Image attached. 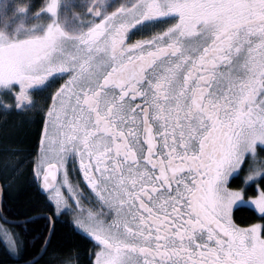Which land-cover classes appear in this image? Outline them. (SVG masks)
Segmentation results:
<instances>
[{
  "label": "snow or ice",
  "instance_id": "6c2138e0",
  "mask_svg": "<svg viewBox=\"0 0 264 264\" xmlns=\"http://www.w3.org/2000/svg\"><path fill=\"white\" fill-rule=\"evenodd\" d=\"M74 6L46 0L44 23L0 28L5 108L67 77L43 105L32 169L49 213L41 251L70 211L99 248L92 264H264V0ZM234 209L261 223L241 227Z\"/></svg>",
  "mask_w": 264,
  "mask_h": 264
},
{
  "label": "trees",
  "instance_id": "16d2710c",
  "mask_svg": "<svg viewBox=\"0 0 264 264\" xmlns=\"http://www.w3.org/2000/svg\"><path fill=\"white\" fill-rule=\"evenodd\" d=\"M21 139L22 136H18L10 143L11 146L19 148L18 143L20 144ZM1 147H6V145ZM1 157L4 158V156ZM11 160H14L16 164L13 156ZM18 165L20 166L19 170L26 167L23 162ZM1 179L2 183L8 181L10 184L9 187L4 188L2 199V212L7 218L23 219L38 213H48L45 195L30 187L26 172L23 176L10 173L5 179L1 175ZM254 184L253 188H255ZM256 184L259 185L258 180ZM249 195H252L251 189ZM43 217L31 219L30 223L11 224L15 226V232L26 242L25 258L27 259L33 258L42 248L37 237L47 225V221ZM233 220L240 226H249L257 221L261 223L257 214L245 209L239 211L234 209ZM38 245L40 246L38 247ZM92 249L91 238L77 230L70 219L59 217L55 223V231L48 250L42 254L36 264H92ZM12 262H23V260L11 255L0 238V264Z\"/></svg>",
  "mask_w": 264,
  "mask_h": 264
},
{
  "label": "flooded vegetation",
  "instance_id": "af4514ba",
  "mask_svg": "<svg viewBox=\"0 0 264 264\" xmlns=\"http://www.w3.org/2000/svg\"><path fill=\"white\" fill-rule=\"evenodd\" d=\"M27 1H30V4H32L31 2L33 0ZM43 1L44 3L42 6L45 5L46 0ZM97 2L102 3V0H97ZM24 15L25 14H19L18 11L13 12V15L10 16V18L7 20L8 23L6 22V30L10 31V28L13 26L16 19ZM29 19H32V22L27 23L25 27H29L32 24H37V18L34 17L33 14L29 17ZM79 19L87 20L89 18L79 17ZM150 34L151 33L149 32L148 25H144L143 28L133 29L132 33L130 34L131 41L147 38ZM63 79H67V77H64ZM63 79L59 80L53 85L52 82L49 81V83L44 85L43 88L33 91L31 93V98L34 103L23 110L5 108L3 104H9L11 103V101L7 97H0V99L3 100V104H0V157L4 156V158H0V179L1 175L2 178L5 179V177H7L10 173H17L18 175L23 176L24 172H26L30 187L38 193L45 195V193L41 191V185L38 181L35 180L32 169L34 161L39 152V135L42 128L43 105L48 100L49 92L52 90V88L58 87L60 83H63ZM51 86L52 88H50ZM18 136H22V139L20 141V144L18 143L19 148H14L10 143L14 139H17ZM4 144L6 145V147H1ZM12 156L15 158L16 164L14 160H11ZM20 162H23V164H25L26 167L24 169L19 170L20 166L18 164ZM74 177L75 174H73V178ZM1 180L0 184L3 192L4 188L9 187L10 184L8 181L2 183ZM82 207L89 208L91 207V205L87 201H85ZM68 216V213L65 212V214L61 215L60 217L70 219ZM91 241L93 242V252L98 251L99 248L95 246L96 242L93 239H91Z\"/></svg>",
  "mask_w": 264,
  "mask_h": 264
},
{
  "label": "rangeland",
  "instance_id": "374dc122",
  "mask_svg": "<svg viewBox=\"0 0 264 264\" xmlns=\"http://www.w3.org/2000/svg\"><path fill=\"white\" fill-rule=\"evenodd\" d=\"M0 0V28H4L6 30L7 27V20L10 18V16L13 15V12H17V9L20 5L22 4H28L30 6L29 11L27 14H25L24 16H21L20 18L16 19V21L14 22L13 26L11 28L16 27L18 24L23 23L24 26L27 25V23L32 22V19H29V17L36 11H39L38 8H40L44 1L43 0H33L30 4V1L25 0ZM67 2L73 3L75 6L72 7L71 11L74 13H79L82 9L80 7V5L84 2V0H67ZM119 0H102V3H118ZM46 3V2H45ZM32 7V8H31ZM46 21V14L44 16H41L39 18H37V24H42ZM10 28V31H11ZM259 151V149H258ZM262 156H264V153H261ZM256 184V183H255ZM257 185V184H256ZM258 187V185L256 186V188ZM249 198H254L252 195H249ZM68 213V217L71 219V221L73 220V213L70 211H66ZM254 223H260V222H254ZM74 224V223H73ZM0 226L6 227L8 229H12L15 231V226L11 225V224H6L4 223L1 219H0ZM75 226V225H74ZM77 229V228H76ZM80 232H82L83 234H86L85 232H83L80 229H77ZM0 238L3 241V243L5 244V246L7 247V243L5 238L3 237V234L0 233ZM95 257H93V262H94Z\"/></svg>",
  "mask_w": 264,
  "mask_h": 264
},
{
  "label": "water",
  "instance_id": "95a60500",
  "mask_svg": "<svg viewBox=\"0 0 264 264\" xmlns=\"http://www.w3.org/2000/svg\"><path fill=\"white\" fill-rule=\"evenodd\" d=\"M1 186V184H0ZM42 191V190H41ZM2 199H3V194L0 190V219L5 223V221H16L17 223H13V224H20V222H23V221H26V220H31V219H34L36 217H41V216H48L49 214L48 213H38V214H35V215H32V216H29L27 218H23V219H10V218H7L3 212H2ZM44 252L40 251L33 257L35 258V260L37 261L43 254ZM6 264H23V262H12V263H6Z\"/></svg>",
  "mask_w": 264,
  "mask_h": 264
},
{
  "label": "bare ground",
  "instance_id": "6f19581e",
  "mask_svg": "<svg viewBox=\"0 0 264 264\" xmlns=\"http://www.w3.org/2000/svg\"><path fill=\"white\" fill-rule=\"evenodd\" d=\"M0 190H1V192H2L1 186H0ZM2 194H3V192H2Z\"/></svg>",
  "mask_w": 264,
  "mask_h": 264
}]
</instances>
